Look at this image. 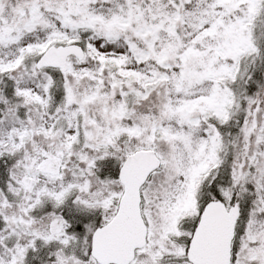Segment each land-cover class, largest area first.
<instances>
[{
	"label": "snow or ice",
	"instance_id": "snow-or-ice-1",
	"mask_svg": "<svg viewBox=\"0 0 264 264\" xmlns=\"http://www.w3.org/2000/svg\"><path fill=\"white\" fill-rule=\"evenodd\" d=\"M0 264H264V0H0Z\"/></svg>",
	"mask_w": 264,
	"mask_h": 264
}]
</instances>
